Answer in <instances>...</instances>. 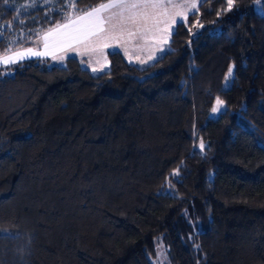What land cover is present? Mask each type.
Here are the masks:
<instances>
[{
  "label": "trees",
  "instance_id": "trees-1",
  "mask_svg": "<svg viewBox=\"0 0 264 264\" xmlns=\"http://www.w3.org/2000/svg\"><path fill=\"white\" fill-rule=\"evenodd\" d=\"M65 3L0 0V55ZM168 47L145 68L113 52L98 75L75 58L0 75V264H153L158 236L172 264H195L190 236L199 264H264V0H207Z\"/></svg>",
  "mask_w": 264,
  "mask_h": 264
},
{
  "label": "snow or ice",
  "instance_id": "snow-or-ice-1",
  "mask_svg": "<svg viewBox=\"0 0 264 264\" xmlns=\"http://www.w3.org/2000/svg\"><path fill=\"white\" fill-rule=\"evenodd\" d=\"M60 3L61 0H56ZM80 0H67L62 11L52 10L51 15L59 14L61 20L56 23L48 21L50 27L35 33V38L30 41L34 46L12 51L9 48L0 55V75H11L15 68L20 67L25 61L32 58L50 57L54 61H64L69 53H76L81 57L102 55L106 61L105 50L121 49L129 62L140 64L153 62V65L165 55L171 54L168 47L171 37L176 34L177 28L188 24L190 16H196L200 6L207 0H107L96 6L85 9L76 8ZM215 2V0H213ZM39 4V0H37ZM44 7H48L47 4ZM233 8V0H227V10ZM49 15L46 13V16ZM220 13H217L219 16ZM5 28L8 26L5 25ZM204 25L196 22L188 28L189 34L193 28H203ZM193 35H199L195 33ZM2 40V36H0ZM146 53V58L145 54ZM99 63V61L97 60ZM83 64V59L81 60ZM93 73L102 72L107 68V63L99 68L92 67ZM225 90L234 80V66L230 65L224 77ZM226 111L225 102L217 97L211 114H220ZM208 146L203 139L200 140L201 153ZM181 165L171 173L168 179L179 175ZM191 239V236L189 237ZM199 249V245L195 246ZM160 255L163 256L161 250Z\"/></svg>",
  "mask_w": 264,
  "mask_h": 264
},
{
  "label": "rangeland",
  "instance_id": "rangeland-1",
  "mask_svg": "<svg viewBox=\"0 0 264 264\" xmlns=\"http://www.w3.org/2000/svg\"><path fill=\"white\" fill-rule=\"evenodd\" d=\"M104 2H107V1H104ZM178 2H183V0H178ZM197 2L199 3V0H197ZM254 10L257 13H261L259 1L254 4ZM217 32H219V29H214V30L211 31V33H217ZM18 49H22V48H18ZM16 50L17 49H13L12 51L14 52ZM113 52L119 53V55L122 56V58L126 62L130 63L129 59L124 56L123 50L118 49V48L117 49L109 48V49L105 50V55L107 57L106 61L104 59V56H102V55L94 56V57H92L90 59L88 56L81 57L80 55H78L76 53H69L67 55L66 59L64 61H62V62L54 61L50 57H47V58H49V60H50V62H49L50 65H59V66L64 65L65 61L68 58H75V59L78 60L79 65L82 68L88 70L91 73V75H98V74H101V73H103V72H105V71H107L109 69V67H110L109 54L113 53ZM144 55H145V58H146V53ZM32 59H37V58H32ZM82 59L84 61L83 64L81 63ZM97 60L99 61V63L97 62ZM104 63H107V68L104 71H102V72L93 73L92 70H91V67H89V64H91L92 67L99 68ZM152 63L153 62H149L147 64H140L139 62L134 61V62H132L130 64L135 65L138 68H145L146 66H148V65H150ZM0 69H3V66H0ZM217 115L218 114H215V115L211 114V111H210L209 118H216ZM205 226H206V223L204 222V226H203V224H201L200 229H202V230L205 229ZM153 243H154V249H155V257H154L152 263L153 264H172V259H171V256H170L169 252H168V243L166 242L164 237L158 236L157 238L154 239ZM195 246H196V242H195L194 238H191L189 243L186 244V248L191 252V254L193 256L194 263L195 264H199L200 255H199V252H198V250L196 249ZM161 250L163 251V256L160 255Z\"/></svg>",
  "mask_w": 264,
  "mask_h": 264
}]
</instances>
